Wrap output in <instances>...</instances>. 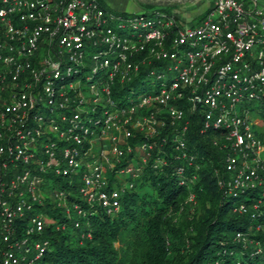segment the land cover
I'll return each instance as SVG.
<instances>
[{"label": "built area", "instance_id": "1", "mask_svg": "<svg viewBox=\"0 0 264 264\" xmlns=\"http://www.w3.org/2000/svg\"><path fill=\"white\" fill-rule=\"evenodd\" d=\"M211 3L182 24L166 10L117 14L100 0H0V264H39L46 224L57 223L40 205L80 229L91 209L120 210L135 186L120 174L170 158L180 184L194 181V116L199 133L222 132L212 140L226 150L218 187L264 203V141L251 117L253 101L264 107V0ZM137 79L156 85L117 93Z\"/></svg>", "mask_w": 264, "mask_h": 264}, {"label": "trees", "instance_id": "2", "mask_svg": "<svg viewBox=\"0 0 264 264\" xmlns=\"http://www.w3.org/2000/svg\"><path fill=\"white\" fill-rule=\"evenodd\" d=\"M100 4L117 14H132L114 10L101 0ZM143 82L137 79L117 93L121 95L130 87L137 90ZM199 121L192 117L188 130L196 155L193 162L199 165L194 171V167L188 168L187 174L193 172L196 176L191 183H179L180 178L172 170L176 162L170 158L161 169L145 165L138 176L128 177L135 180V186L126 188L117 213L109 215L100 207L91 209L80 229L68 223L51 204L37 207L56 218L57 223L67 224V228L46 224L43 235L49 244L39 264H264V203L258 202L260 196L253 190L233 194L218 187L215 169L221 174V158L226 150L212 140L221 138L222 132L209 129L199 133ZM190 192L200 207L198 217L175 223L169 212L183 205ZM244 194L247 198L240 199ZM255 203L257 207L253 208ZM241 204L246 209L239 213L234 208ZM84 230L90 232L89 237L81 238ZM187 239L190 251L182 255Z\"/></svg>", "mask_w": 264, "mask_h": 264}, {"label": "rangeland", "instance_id": "3", "mask_svg": "<svg viewBox=\"0 0 264 264\" xmlns=\"http://www.w3.org/2000/svg\"><path fill=\"white\" fill-rule=\"evenodd\" d=\"M117 6L124 5L126 11L130 13L135 12H148L153 11L154 9H166L169 12H172L176 15H178L180 22L182 23H192L194 22L193 19H197L199 16H201L203 13L206 12L208 8L212 6L213 3H211V0H110ZM137 1L141 2L142 4H148L150 3V6L143 7L139 6ZM259 3H262L263 0H257ZM107 5V4H106ZM109 7V5H107ZM147 13V14H148ZM156 80L151 79L150 81H144L142 85L137 86L138 88H145L146 90H151L155 87ZM136 90V91H137ZM137 93V92H135ZM134 94V92H131V95ZM135 96V95H132ZM251 106H254L257 111L253 110L251 112V117H254V119L257 121L253 124V128L259 133L260 138L264 141V107L263 105L259 104L256 101H253ZM108 175H111L109 171H107ZM121 179L126 180V178L129 177V174H120L118 176ZM44 194L46 196L49 195L50 189L52 187V183L48 182L44 184ZM247 195L244 194L240 197V199H246ZM198 207V210L196 211V208ZM200 210L199 205H196L195 200H191L186 196L183 205H181L178 209L170 211V217L171 220H173L175 223H179L184 221L185 218L197 219L198 212ZM196 211V212H195ZM189 241L187 239L185 247L180 251L182 255H185L188 251H190Z\"/></svg>", "mask_w": 264, "mask_h": 264}, {"label": "crops", "instance_id": "4", "mask_svg": "<svg viewBox=\"0 0 264 264\" xmlns=\"http://www.w3.org/2000/svg\"><path fill=\"white\" fill-rule=\"evenodd\" d=\"M105 5L107 4V5H109V7H111L112 9H114V10H117V11H126V9H125V6L122 4V5H120V6H117L116 4H114L113 2H111L110 0H101ZM246 2L248 1V0H245ZM255 2H257L259 5H262L263 4V2L262 3H259L257 0H254ZM126 12H128V11H126ZM176 15V14H175ZM200 17V16H199ZM198 17V18H199ZM176 18L177 19H179V17H178V15H176ZM197 18V19H198ZM194 21L196 20V19H193ZM179 21H180V19H179ZM180 23H182V22H180ZM183 24V23H182Z\"/></svg>", "mask_w": 264, "mask_h": 264}]
</instances>
